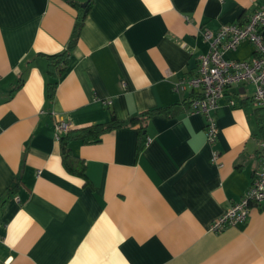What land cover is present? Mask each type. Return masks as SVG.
I'll list each match as a JSON object with an SVG mask.
<instances>
[{
    "label": "crops",
    "instance_id": "1",
    "mask_svg": "<svg viewBox=\"0 0 264 264\" xmlns=\"http://www.w3.org/2000/svg\"><path fill=\"white\" fill-rule=\"evenodd\" d=\"M263 1L93 0L49 98L48 55L66 48L75 3L90 0H0V264H264V203L245 223L210 230L261 163L254 85L220 98L214 145L204 116L182 107L199 89L172 88L207 53L203 28L243 25ZM254 54L244 41L226 56ZM177 104L145 128L130 122ZM113 115L127 123L69 141L85 175L69 170L56 121L75 130Z\"/></svg>",
    "mask_w": 264,
    "mask_h": 264
},
{
    "label": "built area",
    "instance_id": "2",
    "mask_svg": "<svg viewBox=\"0 0 264 264\" xmlns=\"http://www.w3.org/2000/svg\"><path fill=\"white\" fill-rule=\"evenodd\" d=\"M201 31L209 44L207 53L199 57L197 72L174 82L172 88L176 92L185 88L199 89L197 97L192 99L189 112H199L204 116L207 142L214 145L219 135L215 112L220 98L228 88L242 83L253 84V99L264 109V1L243 25L231 23L221 26L217 31L207 27ZM244 41L255 46L254 56L245 59L226 56ZM70 129L69 122L56 121V138L60 140ZM261 148V163L248 190L240 200L233 202L223 214L211 222V231L220 232L225 227L245 223L253 205L264 203V137ZM219 156L220 152L213 149V162L219 163Z\"/></svg>",
    "mask_w": 264,
    "mask_h": 264
},
{
    "label": "trees",
    "instance_id": "3",
    "mask_svg": "<svg viewBox=\"0 0 264 264\" xmlns=\"http://www.w3.org/2000/svg\"><path fill=\"white\" fill-rule=\"evenodd\" d=\"M92 1L93 0H90V2L86 6H82L81 4L75 3L78 9V14L76 17V22H75L70 40L66 48L63 51L58 52L56 54L48 55L49 73L51 75V79L48 83V97L49 98L54 97L55 88L58 84V80L65 73L71 61L72 52L77 45V42H78V39L81 33V29L85 23L88 9ZM195 97H197V95ZM191 102L192 100H189L188 102H184L182 107L186 110H189L191 106ZM179 108L181 107L178 106L177 104L176 106L170 105L166 107L155 108L152 110H146L142 112L139 116H135L131 118L130 122L139 121L141 128H145V123L150 116L155 115V114L174 115ZM126 123L127 121L120 120L113 115L108 122L98 123L95 125L86 126V127L75 129V130L70 129L68 132L63 134L60 138V142H61V148H62V157H63V161L66 167L71 171L85 175L84 160L74 155L71 152L69 141L72 138H81L85 142H97L99 141L101 134L105 132L106 130L119 127V126H123ZM263 128H264V125H263Z\"/></svg>",
    "mask_w": 264,
    "mask_h": 264
},
{
    "label": "water",
    "instance_id": "4",
    "mask_svg": "<svg viewBox=\"0 0 264 264\" xmlns=\"http://www.w3.org/2000/svg\"><path fill=\"white\" fill-rule=\"evenodd\" d=\"M86 4H87V3L85 2V3L82 4V6H85Z\"/></svg>",
    "mask_w": 264,
    "mask_h": 264
}]
</instances>
